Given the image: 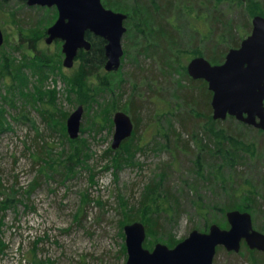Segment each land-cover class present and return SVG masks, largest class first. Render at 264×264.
I'll return each mask as SVG.
<instances>
[{
	"label": "rangeland",
	"instance_id": "obj_1",
	"mask_svg": "<svg viewBox=\"0 0 264 264\" xmlns=\"http://www.w3.org/2000/svg\"><path fill=\"white\" fill-rule=\"evenodd\" d=\"M110 2L104 6L131 13L130 19L124 20L130 33L126 31L121 40L125 52L121 65L110 72L102 66L83 80L78 59L71 67L63 66L61 40L45 41L46 28L57 17L55 7L28 5L26 0L0 3L4 35L0 63L1 58L12 61L6 71L36 54L56 63L35 74L22 67L26 81L21 74L15 76L16 70L14 77L5 72V81H0L1 118L5 122L0 130V201L7 200L8 206H0V240L5 244L0 264H126L124 220L131 217L143 222L138 210L149 185L164 198L168 196L171 205H167L168 212L154 217L158 225L152 223L151 232H146V248L152 249L157 242L173 247L192 229L207 232L212 223L226 228L222 225L227 222L228 210L219 208L230 199L237 205L249 203L253 227L264 233L261 152L252 155L221 147L225 140L221 143L216 137L226 131L260 147L264 130L232 116L212 119L205 130L199 116L191 114L184 124L178 120L190 109L185 94L199 92L196 99L202 104L208 98L210 104L212 94L204 80L190 78L183 66L186 70L188 61L198 56L195 50L217 48L233 36L241 34L242 39L248 35L252 17L264 16V0H184L175 4L182 24L173 34L182 54L171 68L157 57L144 55L149 53L148 46L157 43L138 37L136 23L145 16L140 7L143 1ZM182 5L188 9L180 11ZM197 9H201L199 15ZM49 16H53L51 21ZM205 16L213 19L221 32L198 35ZM28 30L31 38H36L35 50L24 41ZM228 49L218 62L204 57L221 63ZM176 50H170L171 63ZM38 90L44 93L34 94ZM129 96L135 101L130 108L126 104ZM79 105L83 107L77 138L81 142H70L66 119ZM117 110L129 114L134 127L128 145L113 149L112 117ZM42 112L53 118L51 124ZM95 120L99 122L96 126ZM75 147L79 162L66 163ZM225 150L229 151L227 158ZM168 240L177 242L168 245ZM250 256L244 243L239 252L219 246L213 264H264L254 263Z\"/></svg>",
	"mask_w": 264,
	"mask_h": 264
},
{
	"label": "water",
	"instance_id": "obj_2",
	"mask_svg": "<svg viewBox=\"0 0 264 264\" xmlns=\"http://www.w3.org/2000/svg\"><path fill=\"white\" fill-rule=\"evenodd\" d=\"M28 5L55 6L57 18L46 29V43L62 41V64L71 67L80 49L89 50L91 42L86 31L105 40L106 71H116L121 64L124 50L122 37L126 32L127 14L107 8L101 0H26ZM4 42L0 28V47ZM192 79H202L211 91L212 118L223 120L234 116L237 120L264 130V16L255 14L251 30L236 47L226 52L221 63H211L204 56L192 57L186 65ZM83 113L82 105L66 119V131L71 139L78 137ZM114 126L111 147L118 148L133 131V121L125 111L113 114ZM228 227L216 223L207 232L192 229L173 247L157 242L146 248V227L135 220L124 224L126 264H213L217 246L238 252L242 243L249 249L264 252V233L256 230L251 214L230 209L225 213Z\"/></svg>",
	"mask_w": 264,
	"mask_h": 264
},
{
	"label": "trees",
	"instance_id": "obj_3",
	"mask_svg": "<svg viewBox=\"0 0 264 264\" xmlns=\"http://www.w3.org/2000/svg\"><path fill=\"white\" fill-rule=\"evenodd\" d=\"M6 1L7 0H0V3H5ZM20 1H24V0H20ZM110 1L111 0H103V4L105 6H109L111 4ZM141 1H143V2L141 5L140 4L139 5H140L141 9H144L145 16H144V18H142L140 20L139 23H136V25L138 26L136 28V30L138 32V37H139V39L147 40L148 42H156L157 43L155 46L154 45L148 46L149 47V53L144 52V55L150 56V57H157L160 61H165L164 64L166 66H168L169 68H171L174 65H177L178 64L177 57H180V55L182 54L181 53L182 49L181 48L179 49L177 47L178 42L176 41V35H174L173 33L176 32L177 26L179 27V23H182V21H181V14L178 11H177V13L175 12L176 7L174 5L179 4V2H184V0H139V3H141ZM187 1H192V0H186V2ZM182 7H184V8H182ZM182 7L180 6V9H179L180 11L188 9V6L182 5ZM132 10H133L132 13L135 14L137 12V7H135ZM196 13H198V15H199L201 13V9L200 10L197 9ZM187 14H190V12L187 11ZM130 16H131V13L130 12H129V14L127 13V17H126L125 21L129 20ZM52 17L53 16H51V17L49 16V18H47V20L51 21ZM204 19H205V22L203 23V27L197 28L198 35L203 34V37H205L208 35L207 34L208 32L211 33L210 31H216L217 30V32H221L220 31L221 28L219 26L217 28L215 27V21L213 19L210 21L207 16H205ZM175 22H177L178 25H176ZM217 23L221 24L220 22H217ZM45 25L46 24H44L41 35H43V33L45 32V28H46ZM27 29H31V27H29ZM247 29H248V26L246 27V29L244 30L243 33H245L247 31ZM126 31L128 33H130V29L127 28ZM24 35H25L24 41H27L28 46L32 50H35L36 49V44H35L36 38H31L32 32L30 30H28V32L25 33ZM85 37L91 42V47L89 50L80 49L78 54H77V59L80 61L79 75H80V79H82V80H83V78L85 79L86 76L97 72L103 66L105 59H106L105 54H104L105 40L100 36L94 35L90 31H86ZM240 39H241V34H238L237 36L231 37L230 41L226 42L223 46H219L217 48H211L210 46H207L204 50H201V51L195 50V54L196 55L202 54L203 56H205L209 60H211V62H218L223 58L225 50L228 47L230 48V46L232 47V46L238 45ZM194 40H195V38H194ZM147 41H145V42H147ZM174 47H175V49H177L175 52L176 54L173 55L174 57L176 56V58H174L173 62L171 63L168 60L171 59L170 50H172ZM9 63L12 64V61H7L6 58H1L0 81L4 80V76L6 75L5 72L9 73L11 75V77H14L13 71H15V70L19 72V73L16 72L15 76H19V74H21L22 76H24L23 80L26 81L27 75L24 74L23 71H21L22 67H24V66H27L26 68H31V71L35 74V72H37V70L40 71L43 67L49 68V66H50L51 68H53L56 65L55 61L52 62L51 60L46 59L45 57L42 56V54L32 55V57H30V58L25 57V59L22 61V64H20V65L13 64L12 69L8 72L6 70L8 69L7 65ZM182 70L186 74L187 71L185 70V66H183ZM39 73L42 77H46L42 71ZM187 78H189V77H187ZM203 82L205 83V81H203ZM38 91L39 92H34V94L38 93V94L42 95V93H44V92H41V90H38ZM207 94H209V97H210V91H208ZM185 95L186 96L184 97L185 98L184 102L189 105L190 109H189V111H187V113L179 115V119H178L179 123L184 124L187 120L189 121L191 118L190 115L193 114V115L200 117L199 122L203 123L202 128H204V130H205V126L207 124H209L213 119V118H211L212 116H210L209 98H208V101L206 100V102H204V104H202L201 100L197 101V99H196V97L199 95V92H195V90H194L193 92L192 91L188 92ZM126 104L130 108V104L133 107L135 105V101H134V99L130 98V96H129L126 100ZM2 114H3V110H2V108H0V130L4 129V125H5L4 124L5 122L1 118ZM41 114L44 117H45V115H48V118H46V121L48 122V124H51L50 121L53 118L50 117L49 113L42 112ZM181 117H185V118H181ZM97 124H99V122L97 120H95L94 125L96 126ZM218 133H222V132L219 131ZM216 137H217L218 141H221L222 139L225 140L224 143H222V141H221V143H222L221 147L224 145H225V147L230 146L231 149L234 148L236 150H241V151H245V152L248 151V153H250L252 155H254L258 151L257 153L261 152L260 155L264 159V140L261 141V145L259 147V145L255 144L252 140L251 141L245 140L236 134L227 133L226 131L224 132V134L217 135ZM77 138H75V139L68 138V140L70 142H81V140H79ZM128 141H130V137L125 139L122 142V144L120 145V147L124 146L125 144L128 145ZM258 147H259L260 151L258 150ZM75 151L77 152L76 147L73 148L72 155L71 154L68 155V158L65 160L66 163H71L72 161L77 163L79 156H78V152L76 153ZM222 152H223V150H222ZM223 155H225L226 158L229 157V151H228V153H226V150H225ZM72 167H73V165L69 166L70 173L73 171ZM247 191H251V190H247ZM260 191H262V196H264V185L262 186ZM256 192L257 191L254 192V196H255ZM253 201H254V203H256L255 200H253ZM240 204L237 205L236 200H233V199L226 200V202L221 204L219 210H221V211L230 210V209H238L241 211H251L252 210V206L249 203L241 202ZM4 205L7 206V200L0 201V206L2 207ZM140 205H141L140 206L141 208H139L138 211H139V213H141L140 214L141 220H143V223L146 227V232L150 233L152 230V223L155 222L156 227L158 225V222H157L158 219L157 220L154 219V217L156 218V214H158L159 212H162V213L168 212L170 208H168L167 205H171V203H170L168 196H165V198H164V196H161L160 193H158V191L156 190V187L153 189V186L149 185L147 187L146 192L143 195V200L141 201ZM126 217H129V216H126ZM133 221H135V220L132 219L131 217L126 218L124 220V222H126V223L133 222ZM222 226L223 227L227 226V222H225ZM144 242H148V241H146V239H145ZM176 242L177 241L168 240V245H173ZM4 246H5V244H3L2 241L0 240V251H2L4 249ZM246 249L251 254L250 257L254 261V263L255 262H261V263L264 262V259L262 258V255H263L262 253H261V256H259L257 254L258 253L257 250L249 249L247 246H246Z\"/></svg>",
	"mask_w": 264,
	"mask_h": 264
},
{
	"label": "bare ground",
	"instance_id": "obj_4",
	"mask_svg": "<svg viewBox=\"0 0 264 264\" xmlns=\"http://www.w3.org/2000/svg\"><path fill=\"white\" fill-rule=\"evenodd\" d=\"M24 15V14H23ZM37 20V19H36ZM24 23V22H23ZM180 24H182V23H180ZM147 37V36H146ZM154 37V36H153ZM146 41V40H145ZM150 44V43H149ZM56 52V51H55ZM57 54V53H56ZM51 59V58H50ZM81 59V58H80ZM7 63V62H6ZM105 63V62H104ZM136 100V99H135ZM56 115V114H55ZM82 127V126H81ZM81 129V128H80ZM201 136V135H200ZM247 142V141H246ZM202 143V142H201ZM121 148V147H120ZM212 150V149H211ZM112 151V150H111ZM76 152V151H75ZM74 152V153H75ZM77 153V152H76ZM84 153V152H83ZM211 154V153H210ZM72 155V154H71ZM85 156V155H84ZM217 157V156H216ZM243 157V156H242ZM212 160V159H211ZM216 160V159H215ZM228 160V159H227ZM201 161V160H200ZM213 161V160H212ZM78 162V161H77ZM202 163H204V162H202ZM229 163V162H228ZM210 164V163H209ZM212 164V163H211ZM232 169V168H231ZM69 171V170H68ZM209 171V170H208ZM207 171V172H208ZM229 177V176H228ZM244 179V178H243ZM225 183V182H224ZM242 183V182H241ZM119 205V204H118ZM8 207V206H7ZM225 208V207H224ZM107 237V236H106ZM112 238V237H111ZM104 239V238H103ZM31 242V241H30ZM34 245V244H33ZM33 245H32V247H33ZM17 248V247H16ZM17 251V250H16ZM89 262V261H88ZM28 263V262H27Z\"/></svg>",
	"mask_w": 264,
	"mask_h": 264
},
{
	"label": "flooded vegetation",
	"instance_id": "obj_5",
	"mask_svg": "<svg viewBox=\"0 0 264 264\" xmlns=\"http://www.w3.org/2000/svg\"><path fill=\"white\" fill-rule=\"evenodd\" d=\"M61 42V44H62V41H60ZM79 52V51H78ZM77 59V56H76V58H75V60Z\"/></svg>",
	"mask_w": 264,
	"mask_h": 264
}]
</instances>
